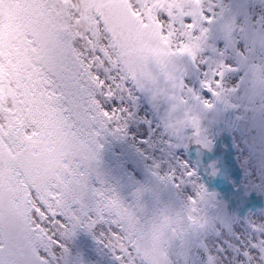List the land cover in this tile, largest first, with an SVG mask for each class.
<instances>
[{"label": "water", "instance_id": "obj_1", "mask_svg": "<svg viewBox=\"0 0 264 264\" xmlns=\"http://www.w3.org/2000/svg\"><path fill=\"white\" fill-rule=\"evenodd\" d=\"M28 1L0 0V56L7 64L10 76L15 73L16 66L10 61V53L19 62L18 50L23 49L25 62L29 59L28 52H32L34 61L47 70L46 81L51 85L58 81L64 95L63 78L70 72L79 73L84 79L83 83L80 82L83 98L93 102L92 91L97 85L101 88L100 78L89 71L91 66H84L88 72L84 69L78 46L75 49L79 57L74 51L69 27L64 26L63 36H57L56 25L44 32L27 7ZM58 8L65 11L69 23V0H62V6ZM47 24L45 22V26ZM229 26L230 23L224 20L214 24L217 32L223 29L227 31ZM28 36L37 42L39 49L26 47L30 41ZM132 63L131 67L136 68L137 62L132 59ZM20 68V76L13 80L20 91L24 109L27 104L29 106L38 133L30 137L21 128L15 133L13 130L4 132L0 127V153H3L11 170L8 185L14 215L21 224L27 225L29 231L21 248L5 252V245L0 246V264L56 263L47 226L41 229L38 223H33L49 238L47 249L41 247L45 245V238L32 226L30 194L26 183L45 205L49 206L53 200L73 224H80L74 215V208L83 223L86 222L85 217L92 213L101 222L118 224L143 264H215L205 236L215 233L217 223L229 230L231 215L239 218L264 209V198L260 197L264 194L254 185L242 183L235 187L230 179L239 182L243 177L238 161L232 156L221 160L220 152L214 150L213 144H209L207 151H204V140L194 139L193 136L188 140L181 139V148L189 153L193 146L195 152H201L203 159L199 160L198 157L194 161L201 166L199 170L205 173L204 179L213 190L202 192L199 206H188L180 198L174 179L170 175L161 177L166 174L160 173L155 160L150 165L160 175L148 166L147 152L140 151L145 159L124 131L122 134L130 143L123 135L118 138L109 134L111 131L102 119L99 123L104 135L91 132L82 139L75 131L74 123L46 91H36V95L27 99L23 80L26 67ZM4 79L0 72V80ZM251 90L241 100L253 96L261 101L264 95L262 86L254 84ZM93 94L95 97V91ZM68 102L72 107L76 106L69 99ZM248 143L250 148L258 146L259 152L264 155V128L256 120L250 125ZM204 153L210 155L206 161ZM223 171H228L230 177L222 176ZM178 190L182 195L179 187ZM241 190L255 192L258 203L245 206L238 195ZM221 200L226 203L228 211L220 206ZM81 234L75 239L80 241L84 237L89 243H82V255L87 258L84 264H113L117 260L114 256L110 261L97 248L93 237L83 231ZM40 251H46L47 257L39 256ZM89 254L95 261L90 259ZM130 262L136 264L133 260Z\"/></svg>", "mask_w": 264, "mask_h": 264}, {"label": "rangeland", "instance_id": "obj_2", "mask_svg": "<svg viewBox=\"0 0 264 264\" xmlns=\"http://www.w3.org/2000/svg\"><path fill=\"white\" fill-rule=\"evenodd\" d=\"M187 1L186 4L181 0H69L68 9V21L75 34L74 44L79 48L83 65L91 66L89 71L100 78V85L104 82L103 88L95 89V99L102 102L111 99L110 93L114 94L111 106L128 109L124 132L136 144L137 150L146 151L148 163L153 165L155 160L160 173H171L175 178L183 176L187 162L176 150L177 143L169 128L171 120L162 117L163 127L159 118L147 109L125 71L121 52L136 49L137 52L174 53L189 66L193 75L204 81L211 80L216 72H225L220 87H233L242 80L264 81V0ZM54 3L62 6V0H54ZM209 13L213 22L222 17L231 20L232 27L226 40L213 29V22L207 23L205 18ZM224 66H230L232 71ZM125 81H128L127 87ZM109 121L112 127H117ZM124 122L121 118L120 124ZM239 158L246 163L244 171L249 172L252 183L264 194V159L260 157L255 162L248 152H241ZM194 182L184 179L179 188L181 190L182 183H188L181 196L189 203L199 204L204 185L196 182L197 186L189 188ZM41 208L38 204L33 208L36 210L32 212L33 223L45 218ZM58 223L47 225L55 262L66 264V251L55 250L54 235L71 248L77 261L78 243L72 236L71 227H57ZM95 233L108 241L109 247L124 246L134 257L113 227L104 228L99 224ZM260 233H264V209L238 219L232 217L229 232L218 227L216 234L206 238L215 264H241L243 253ZM255 247L264 252V241ZM128 258L125 254L121 264H128ZM249 260L255 264L252 257ZM242 264H248V261Z\"/></svg>", "mask_w": 264, "mask_h": 264}, {"label": "flooded vegetation", "instance_id": "obj_3", "mask_svg": "<svg viewBox=\"0 0 264 264\" xmlns=\"http://www.w3.org/2000/svg\"><path fill=\"white\" fill-rule=\"evenodd\" d=\"M184 1L188 2L187 0H181V2ZM53 2L54 0H29L27 7L32 12L33 17L37 19V23L40 24L44 32L50 31L52 26L56 25L58 28L57 36H63L65 28L61 17L66 18V16L62 12L53 10ZM45 22H48L46 26ZM70 31L73 48L77 54L74 44V30L70 29ZM228 33L218 34H222L223 39L226 40ZM26 47L39 49V45L32 37ZM11 55L12 59L15 60L13 53ZM121 56L129 78L133 77L136 79V84H133L136 87L138 96L143 99L147 109L155 117L159 118V124L162 126L164 117L171 120L169 128L173 132V140L177 143L176 150L181 159L183 158L187 161L193 159L192 157L200 158L199 160L203 159V157H200L201 152H195L193 146L189 150V154L180 148L181 139L188 140L189 137L194 136V131L198 138L204 140V151L209 147V144H213L215 146L214 150L220 152L221 160L226 157L231 158L233 155L239 159L241 152L243 154L248 152L255 162L260 157L264 159L261 155L257 156V147L250 148V144L248 143L249 128L253 120L258 121L261 127L264 128V102L257 103L256 99L252 96L248 97L247 101H241V98H246L249 92L252 91L251 89H247L246 85H251L256 81L251 80L246 82V80H242L233 87H218L216 91L219 95L218 97H213L211 92H208L203 86L207 81L193 75L190 72L189 66L174 53L169 54L157 50L137 52L136 49H124L121 52ZM28 57L29 59L25 62L23 49L18 50L19 62H16L15 73L11 77L16 80L20 76V66L26 67V70L23 71V80L27 88V91L25 89L27 99L36 95V91H46V94L59 104L66 117L70 118V121L74 123L75 131L81 135V138L85 139L88 134L95 131H98L99 135L103 136L104 131L101 132L99 123L102 118L96 114V109L98 108L96 106L97 102L94 99L93 102H89L92 111L89 113L87 119L83 118L77 112L76 106L72 107L69 104L58 81L52 83V85L46 81L47 70L34 61L32 52H28ZM132 59L137 62V67L134 69L131 67L133 65ZM27 64H29L28 67L26 66ZM0 68L4 78H10L5 64H1ZM81 82H84L83 78ZM195 96H199L200 99H196ZM204 100H208L209 104L205 105ZM3 101L0 94V125L8 127L13 125L11 119L13 118V114H9V112H13L16 107L12 103H9V106H7L3 104ZM28 108L27 104L26 109L22 108V106L16 109V112L20 115L22 111L24 121L29 117L32 118ZM207 156L204 153V160L207 159ZM240 164L244 171L246 163L241 159ZM191 167L194 171L200 168L197 163H192ZM258 167L262 169L261 164H258ZM244 172V175H246L244 182L252 183L249 172ZM225 174L228 175V172L224 171L222 173V175ZM188 185V183H182L181 192H185ZM190 185L191 187L189 188L197 186L196 182ZM207 188V182L204 180V190ZM100 225L108 228L106 225ZM97 227L98 225L95 226V229ZM95 234L103 241L100 244V248L104 253L113 258L114 255H121L123 251L125 258L124 246L116 247V249L111 248L108 246V241L103 240L97 233ZM219 240H221V243H225L224 239L219 238ZM121 243L123 244V242ZM121 263L122 261L115 262V264Z\"/></svg>", "mask_w": 264, "mask_h": 264}, {"label": "snow or ice", "instance_id": "obj_4", "mask_svg": "<svg viewBox=\"0 0 264 264\" xmlns=\"http://www.w3.org/2000/svg\"><path fill=\"white\" fill-rule=\"evenodd\" d=\"M208 24L213 22V16L211 13L207 15L205 18ZM189 26H192L191 24ZM203 31H207L204 29ZM225 67V66H224ZM229 72L232 71V68L225 67ZM225 75V72H216L213 74L212 79L208 80L203 86L207 89L208 92H211L213 97H218V93L216 88L220 87L221 81ZM97 79H99L97 77ZM214 81V82H213ZM81 75L76 72H70L65 78L62 80V87L65 89V95L68 97L69 101L76 105L77 112L85 119L88 118L89 113L92 111L89 102L83 98L80 88ZM102 88L104 87V82H101L100 85ZM128 86V81H125V87ZM130 91V90H129ZM191 92V91H189ZM111 95V99L104 100L102 102H98V108L96 109V114L99 115L103 120H111L112 123L116 124L117 127L114 131L109 134L119 135L125 130V124L128 117V109L121 107H112L110 102H114L115 95ZM196 99H200L199 96H195ZM205 105L209 104L208 100L203 101ZM121 118H124L125 122L120 124ZM104 130L101 129V132ZM100 133H98L99 135ZM194 139H198V136L195 135L194 131ZM100 148V144H99ZM195 159V157H193ZM206 163V162H205ZM11 170L8 167L6 159L3 153H0V244L5 245V252L8 250H15L16 248H21L25 242L24 238L28 233L29 229L26 224H21L19 220L16 219L12 204H11V196L8 181L10 180ZM205 173L199 169L193 171L191 167L187 164L184 165L183 168V176L180 178H175L177 180V187H179V183L187 179L189 181H196L197 183L204 185L201 181L204 179ZM138 193V192H137ZM136 193V194H137ZM135 194V195H136ZM239 198L244 202L245 206H255L258 203V199L255 192H246L241 190L239 193ZM264 198V196H260ZM43 203V201H41ZM36 212V210H33ZM40 211L44 212V219H40L36 221L39 224L41 229H44L47 225L56 224L57 227L61 226H69L72 228V236L74 237L77 232L84 231L91 235L95 239L98 245L102 244L103 241L100 240L95 235V221L91 220L93 214H89V216L85 217L84 223L73 224L70 221V217L66 216L62 212H56L55 214L49 212L47 210V206L40 209ZM51 231V229H49ZM118 234V233H116ZM254 241L251 242V245L247 251L243 253L244 260L240 261L241 264L244 261H248V264H252V261L249 260V257L255 261V264H264V252L261 251L260 248L255 247V245L259 242L264 241V233H260ZM55 242V250L56 251H66V264H72L73 261V253L71 248L68 245H65L64 242L58 235L53 236ZM135 251V248L133 247ZM46 251H40L39 256L47 257ZM117 261H122L124 259V252H121V255L115 256ZM130 260L134 261V257H131L129 254ZM79 264H84L82 257L79 260Z\"/></svg>", "mask_w": 264, "mask_h": 264}, {"label": "bare ground", "instance_id": "obj_5", "mask_svg": "<svg viewBox=\"0 0 264 264\" xmlns=\"http://www.w3.org/2000/svg\"><path fill=\"white\" fill-rule=\"evenodd\" d=\"M221 204H222V205H225L224 201L221 200Z\"/></svg>", "mask_w": 264, "mask_h": 264}, {"label": "trees", "instance_id": "obj_6", "mask_svg": "<svg viewBox=\"0 0 264 264\" xmlns=\"http://www.w3.org/2000/svg\"><path fill=\"white\" fill-rule=\"evenodd\" d=\"M45 245H46V242H45Z\"/></svg>", "mask_w": 264, "mask_h": 264}]
</instances>
